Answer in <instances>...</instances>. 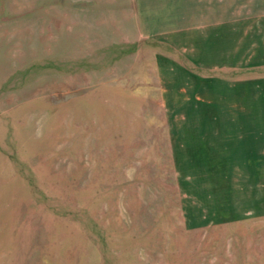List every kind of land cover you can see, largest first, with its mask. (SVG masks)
Returning a JSON list of instances; mask_svg holds the SVG:
<instances>
[{"label": "rangeland", "instance_id": "rangeland-1", "mask_svg": "<svg viewBox=\"0 0 264 264\" xmlns=\"http://www.w3.org/2000/svg\"><path fill=\"white\" fill-rule=\"evenodd\" d=\"M0 264H264V0H0Z\"/></svg>", "mask_w": 264, "mask_h": 264}]
</instances>
